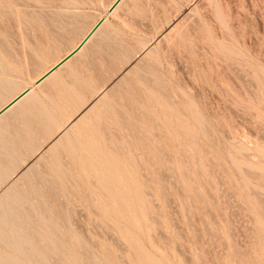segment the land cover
Returning <instances> with one entry per match:
<instances>
[{"label": "rangeland", "instance_id": "obj_1", "mask_svg": "<svg viewBox=\"0 0 264 264\" xmlns=\"http://www.w3.org/2000/svg\"><path fill=\"white\" fill-rule=\"evenodd\" d=\"M125 1L0 0V107L107 32L3 127L0 264H264V0Z\"/></svg>", "mask_w": 264, "mask_h": 264}, {"label": "bare ground", "instance_id": "obj_2", "mask_svg": "<svg viewBox=\"0 0 264 264\" xmlns=\"http://www.w3.org/2000/svg\"><path fill=\"white\" fill-rule=\"evenodd\" d=\"M116 0H113V2L110 4V6L115 2ZM125 0H120L117 4H116V6L112 9V11H109V8H110V6H108V12L109 13H115L116 12V10H117V8L121 5V7H122V2H124ZM128 2H130L129 0H127ZM5 2H7V1H5ZM126 2V1H125ZM3 3V2H2ZM10 4V3H9ZM129 4V6H130V3H128ZM3 5H4V3H3ZM6 5V4H5ZM1 6V5H0ZM7 6V5H6ZM13 6H14V4H13ZM10 7V6H9ZM16 8V7H15ZM10 9H13L12 11H14V8H10ZM2 10V9H1ZM4 10V9H3ZM2 10V11H3ZM5 10H6V8H5ZM9 10V9H8ZM18 10V9H17ZM7 12V11H6ZM120 12V11H119ZM10 13V12H9ZM117 13V12H116ZM2 14V13H1ZM0 14V15H1ZM6 14V13H5ZM4 14V15H5ZM12 14V13H11ZM14 15H16V14H14ZM6 16V15H5ZM100 20L102 21L100 24H99V22H100ZM106 23V16L105 15H101V17L95 22V24L89 29V30H86L87 32H86V34H85V32H84V36H83V38L79 41V43L73 48V49H71V50H68V52H67V54L65 55V56H68L73 50H76L77 48H79L80 47V45L82 44V46L71 56V57H69L67 60H65L60 66H58L56 69H54L51 73H49L46 77H44V79H42L39 83H37L36 84V81L39 79V78H41L46 72H48L54 65H56L59 61H61L63 58H61V59H59L58 61H56L55 62V64L53 65V66H51L48 70H46L42 75H40L38 78H36L33 82H32V84H30V85H28L27 87H25L24 89H21V91L19 90V93L17 94L16 93V95L15 96H13L12 95V98H10V100L9 101H7L5 104H3L1 107H0V109L1 108H3L4 106H6L9 102H11L17 95H19L21 92H23L24 90L26 91V93L23 95V96H21L17 101H15L12 105H10L6 110H4L2 113H0V134L3 132V127H4V125H6V123H7V121L10 119V118H12L14 115H16L17 113H19V111H23L24 110V108H25V106L27 105V104H29V103H31V102H33L34 100H35V98H36V91H34L35 89H34V86H39L40 88H42V86H43V84H45L48 80H53L56 76H57V74H62L63 73V70H66V71H68L67 69H64L63 68V66L64 65H66L67 67L71 64V63H73L75 60H78V59H76L77 57H78V54H80V55H82L80 52H82V50H84V48H86V47H88V45H89V43L90 42H92L91 44H93V42H95V41H97L96 40V36L98 35V36H100V34H102V33H104V32H106V26L104 25ZM98 26V27H97ZM107 27H108V25H107ZM107 33V32H106ZM109 33V32H108ZM97 36V37H98ZM103 36H105V34L103 35ZM101 37V36H100ZM185 37H186V35H185ZM102 39L104 38V37H101ZM100 38V39H101ZM98 40H99V38H98ZM168 40V39H167ZM102 41V40H101ZM177 41V40H176ZM97 44V43H96ZM168 45H170L169 44V42H168ZM177 51V50H176ZM77 56V57H76ZM80 57V56H79ZM82 57H84V56H82ZM1 58V57H0ZM81 60V59H80ZM79 61V60H78ZM1 64V63H0ZM78 64V63H77ZM79 64H80V61H79ZM75 65V64H74ZM69 68V67H68ZM70 71V70H69ZM69 73V72H68ZM63 76H64V74H63ZM126 77V76H125ZM55 79H57V78H55ZM51 82V81H50ZM53 82H55V81H53ZM160 82V81H159ZM52 83V82H51ZM163 83V82H162ZM161 83V84H162ZM28 84V83H27ZM55 84V83H54ZM48 85V84H47ZM50 85V84H49ZM45 86H46V84H45ZM44 87V86H43ZM48 87V86H47ZM39 89V88H38ZM45 89H46V87H45ZM43 91V90H42ZM1 92H2V90H1ZM101 94V93H100ZM108 94V93H107ZM99 95V94H98ZM105 95V94H104ZM145 95V94H144ZM107 96V95H106ZM96 97V96H95ZM100 97V96H99ZM99 97H96V99H95V102L97 103V105H99L100 106V108L102 107V105H101V103H102V101H101V98H99ZM105 97V96H104ZM103 96H102V98L105 100V98H104ZM146 97V96H145ZM39 99V98H38ZM149 100V99H148ZM150 102H151V100H150ZM105 103V102H104ZM153 103H154V101H153ZM41 104V103H40ZM97 105H96V108H98L97 107ZM40 106V105H39ZM95 106V105H94ZM94 106H92V107H94ZM92 107H90V109H92ZM89 109V110H90ZM94 109V108H93ZM104 109V111L106 110L105 108H103ZM103 109H102V111H103ZM162 109V108H161ZM100 110V109H99ZM163 110V109H162ZM98 111V110H97ZM107 111V110H106ZM86 112L87 111H85V114H86ZM90 112V111H89ZM93 112V111H92ZM88 113V112H87ZM90 114V113H89ZM84 115V114H83ZM88 115V114H87ZM87 115L85 116V117H87ZM105 115V114H104ZM16 117H17V115H16ZM104 117L105 116H103V119H104ZM80 118V117H79ZM82 118V117H81ZM88 118V117H87ZM13 119H14V117H13ZM106 119V118H105ZM75 120V119H74ZM10 121V120H9ZM80 121H81V119H80ZM105 122V121H104ZM79 123H81V122H79ZM71 124V123H70ZM103 124V123H102ZM72 127V130L75 132L76 130H78V124L77 123H74L73 125H71ZM102 126H104V125H102ZM83 127V126H82ZM109 127V126H108ZM107 127V128H108ZM180 127V126H179ZM69 129V128H68ZM161 129V128H160ZM178 130H180L179 128H177ZM71 130V131H72ZM68 131H70V130H68ZM70 131V132H71ZM106 131V130H105ZM63 132H65L66 133V130L64 129V131ZM114 132V131H113ZM180 132V131H179ZM64 133V134H65ZM67 133H69V132H67ZM66 133V134H67ZM73 133V132H72ZM71 133V134H72ZM185 133V132H184ZM187 134L189 133V132H186ZM63 134V136H65ZM75 134V133H74ZM115 134V133H114ZM181 134V133H180ZM59 135V134H58ZM77 135V134H76ZM78 135H80V134H78ZM115 135H117V134H115ZM186 135V134H185ZM4 136H5V133H4ZM71 136V135H70ZM1 137H3V135L1 136ZM59 137H60V135H59ZM67 137V136H66ZM116 137V136H115ZM65 138V137H64ZM69 138V137H68ZM67 138V139H68ZM109 138V137H108ZM112 138V137H111ZM191 138H192V136H191ZM59 139V138H58ZM58 139H57V141H58ZM60 139H62V138H60ZM110 139V138H109ZM116 139V138H115ZM69 140V142H70V139H68ZM67 140V141H68ZM195 140V139H194ZM60 141H62V140H60ZM60 141H58V143L60 142ZM116 141V140H115ZM198 141V140H197ZM65 142V141H64ZM72 142V141H71ZM73 142H76V141H73ZM79 142H81V141H79ZM79 142H76V143H73V145L74 144H76V145H78V143ZM84 142V141H83ZM86 142V141H85ZM85 142L84 143H82L84 146L87 144V142H86V144H85ZM183 142V141H182ZM55 143V142H54ZM63 143V142H62ZM52 144V143H51ZM120 144V143H119ZM197 144V143H196ZM198 144H199V142H198ZM54 145H56V147L57 146H59V145H57V142L54 144ZM61 145V144H60ZM63 145V144H62ZM70 145H72V144H70ZM90 145H92V143L90 144ZM149 145V144H148ZM201 145V144H200ZM50 146H52V145H50ZM79 146V145H78ZM107 146H108V144H107ZM122 146V145H121ZM201 146H203V145H201ZM64 147V146H63ZM81 147V146H80ZM87 147V146H86ZM92 147H93V145H92ZM55 148V147H54ZM53 148V149H54ZM59 148V147H58ZM68 148V147H67ZM67 148H65L66 150H67ZM77 148H79V147H77ZM86 151H87V149L85 148V147H83ZM113 148V147H112ZM52 149V148H51ZM69 149H70V146H69ZM83 149V150H84ZM88 149H89V147H88ZM90 149H92V148H90ZM120 149V148H119ZM71 150V149H70ZM74 150V149H73ZM79 150V149H78ZM77 150V151H78ZM84 150V151H85ZM96 150V149H95ZM116 150V149H115ZM121 150V149H120ZM199 150V149H198ZM47 151H49V150H47ZM52 151V150H51ZM56 151V150H55ZM58 151V150H57ZM63 152V151H62ZM61 152V153H62ZM69 152V151H68ZM67 152V153H68ZM71 152V151H70ZM79 152V151H78ZM90 152V151H89ZM93 152H95V151H93ZM98 152V151H97ZM116 152H117V150H116ZM45 153H50V151L49 152H46L45 151ZM44 153V154H45ZM53 153H56V152H54V151H52V154ZM72 154H73V152H71ZM75 154H76V152H74ZM118 153V152H117ZM31 154V153H30ZM33 154V153H32ZM64 154V153H63ZM96 155H98L97 153H95ZM54 155V154H53ZM74 155V154H73ZM89 155V154H88ZM91 156H92V154H90ZM119 155V154H118ZM51 156V153L49 154V157ZM37 157V156H36ZM47 157V156H46ZM102 158L104 157V156H101ZM37 158H39V157H37ZM36 158V159H37ZM43 158H44V156H43ZM79 158V157H78ZM83 158V157H82ZM92 158H93V156H92ZM35 159V160H36ZM49 159V158H48ZM52 159H54L53 158V156H52ZM65 159H67V158H65ZM103 159H105V157L103 158ZM84 161L85 160V158L84 159H81V161ZM93 160H96V159H93ZM197 160V159H196ZM40 162V159H38L37 160V162ZM80 161V162H81ZM91 161V160H90ZM89 161V162H90ZM98 161H100L99 159H98ZM101 161H103L102 159H101ZM106 160H104L103 162H105ZM79 162V163H80ZM88 162V163H89ZM36 163V162H35ZM100 163V162H99ZM32 164H34V163H32ZM81 164V163H80ZM82 164H83V162H82ZM108 164V163H107ZM103 165V164H102ZM106 165V164H105ZM125 165V164H124ZM109 166V165H108ZM93 167H95V166H93ZM105 167V169H106V166H104ZM112 167V166H111ZM31 168H32V166H30L29 165V167L27 168V171L25 170V172H23V173H21L22 175H24V176H26V174L27 173H29V171L31 170ZM97 167H95V169H96ZM99 168V167H98ZM109 168H110V166H109ZM100 169V168H99ZM111 169V168H110ZM110 169H108L109 170V172L110 173H112V171H110ZM32 170H33V168H32ZM112 170V169H111ZM34 171H35V169H34ZM100 171H102L101 169H100ZM106 171V170H105ZM47 172V171H46ZM80 172H81V170H80ZM104 172V171H103ZM102 172V173H103ZM9 172H8V170H7V174H8ZM88 173V172H87ZM115 173H116V170H115ZM115 173L113 172L112 173V175L114 174L115 175ZM12 174V173H11ZM105 174V173H104ZM108 174V173H107ZM118 174V173H117ZM117 174L115 175V176H117ZM8 175H10V173L8 174ZM29 175L31 176V175H33V173L31 174V173H29ZM84 175V174H83ZM110 175V174H109ZM108 175V176H109ZM11 176V175H10ZM21 176V175H20ZM23 176V177H24ZM18 177H19V175H18ZM29 177V176H28ZM27 177V178H28ZM85 177V176H84ZM99 177H100V174H99ZM104 178L103 179H105V177L107 178V176L105 175V176H103ZM114 177V176H113ZM21 178V177H20ZM27 178H26V180H27ZM33 178H35V177H33ZM115 178V177H114ZM118 178V177H117ZM133 178V177H132ZM28 179H30V178H28ZM45 179V178H44ZM108 179V178H107ZM111 179V178H110ZM16 180H18V179H16ZM20 180H22V179H20ZM19 180V181H20ZM106 180V179H105ZM134 180V179H133ZM14 181L15 180H13V183H14ZM23 181V180H22ZM21 181V182H22ZM29 181V180H28ZM107 181V180H106ZM106 181H104L103 183L105 184L106 183ZM118 181H119V179H118ZM117 181V182H118ZM17 182V181H16ZM24 182V181H23ZM30 182H32L31 180H30ZM108 183H109V180L107 181ZM36 183V182H35ZM39 183V182H38ZM48 183V182H47ZM16 185H20V184H18V182L17 183H15ZM24 184H26V182L24 183ZM23 184V185H24ZM32 184V183H31ZM49 184V183H48ZM98 184V183H97ZM27 185V184H26ZM34 185V184H33ZM103 185V184H102ZM106 185H107V183H106ZM105 185V186H106ZM110 185V184H109ZM111 185H112V183H111ZM110 185V186H111ZM121 185V184H120ZM104 185H103V187H105ZM34 187H35V185H34ZM33 187V188H34ZM113 186H111V188H112ZM55 188V187H54ZM102 188V187H101ZM108 188H109V190H111L110 189V187L108 186ZM10 189V188H9ZM38 190V188H37V185H36V188H35V190ZM52 189V188H51ZM14 190H16L15 188H14ZM31 190H32V187H31ZM53 190V189H52ZM57 190V189H56ZM107 190V189H106ZM114 190V189H113ZM16 191H18V190H16ZM41 191H44V190H40L39 192H40V195L42 196V194H43V192H42V194H41ZM105 191V190H104ZM106 192V191H105ZM111 192V191H110ZM109 192V193H110ZM115 192V191H114ZM36 193V192H35ZM107 193V192H106ZM111 193H113V191L111 192ZM5 194V193H4ZM7 194V193H6ZM5 194V195H6ZM32 194H34V192L33 191H31V196H32ZM37 194V193H36ZM115 194V193H114ZM122 194V193H121ZM149 194V193H148ZM16 195H17V193H16ZM108 195V194H107ZM106 195V196H107ZM111 195H113V194H111ZM117 196H118V194H116ZM33 196H36L37 197V195H33ZM39 196V195H38ZM123 196V195H122ZM1 198H2V196H0ZM5 197V196H4ZM15 197V196H14ZM40 197V196H39ZM39 197H37V198H39ZM44 197V196H43ZM116 197V196H115ZM125 197V196H124ZM124 197H123V199H124ZM0 198V199H1ZM7 198V197H6ZM37 198H36V200H37ZM119 198V197H118ZM3 199V198H2ZM34 199V198H33ZM40 199V198H39ZM44 199H45V197H44ZM47 199V198H46ZM120 199V198H119ZM7 200H8V198H7ZM17 200V199H16ZM35 200V199H34ZM35 200V201H36ZM48 200V199H47ZM47 200H45V201H47ZM2 201V200H1ZM4 201V200H3ZM27 202H28V200H26ZM45 201H44V203H45ZM120 202H121V200H119ZM149 201H150V199H149ZM37 202H40L41 203V201L39 200H37L36 201V203ZM2 203H4V202H2ZM2 203H0V206H1V204ZM5 203H7V202H5ZM21 203V202H20ZM24 203V202H23ZM34 203V202H33ZM36 203H35V206H36ZM48 203V202H47ZM150 203V202H149ZM42 204H43V202H42ZM42 204H41V206H42ZM46 204V203H45ZM4 205V204H3ZM8 206H7V210H8V212H10V213H8L9 215H11L12 217H13V219H15L16 218V220H14V222H16V223H19V225L18 226H16V227H13L11 230L10 229H8V228H6V222L4 221V219L2 218V217H0V239H2L4 242H7L8 243V241H10V243H9V245H10V247H12V248H14L16 251H18V250H26L27 249V246H26V244H25V242H23L22 241V237H18V235L20 234L19 232L20 231H22V230H24L23 228L25 227L26 228V226H24L23 228H22V225H24L25 223H23L24 222V220H23V224L22 223H20V221H18V218H17V215H16V217H15V211H14V209H13V207L14 208H17V206L15 207L14 206V204H10V202L7 204ZM10 205H13V207L12 206H10ZM23 205H25V204H23ZM39 204H37V206H38ZM144 205V204H143ZM44 206V205H43ZM42 206V207H43ZM46 206H48V205H46ZM45 206V207H46ZM51 206V205H50ZM145 206V205H144ZM4 207H6V206H4ZM25 207V206H24ZM31 207V206H30ZM45 207H44V209H45ZM137 207V206H136ZM26 208V207H25ZM27 208H28V206H27ZM39 208H41L40 207V205H39ZM49 207H47V209L46 210H49L48 209ZM29 209V208H28ZM24 210H27V209H24ZM23 210V211H24ZM22 211V210H21ZM28 211V210H27ZM27 211H25L26 213H27ZM44 211V210H43ZM42 212V211H41ZM46 213L48 212V211H45ZM49 212H51V211H49ZM56 212V211H55ZM30 213H33L32 211H30L29 210V214ZM2 214V213H1ZM19 214V213H18ZM45 214V213H44ZM148 214H149V212H148ZM35 214L33 213V215H32V217H33V219L35 220V216H34ZM47 215V214H46ZM149 215H151V214H149ZM25 216V215H24ZM29 216V215H28ZM29 217H31V216H29ZM32 217H31V219H32ZM45 217V216H44ZM154 217V216H153ZM48 218V217H47ZM156 220H157V223H158V219L156 218V217H154ZM31 220L32 222L34 221V220ZM55 219V218H54ZM37 220H38V218H37ZM22 221V220H21ZM36 223V222H35ZM34 223V224H35ZM37 224V223H36ZM35 224V225H36ZM40 224V223H39ZM38 225V224H37ZM41 225V224H40ZM44 225H46V224H44ZM32 226V225H31ZM28 227V226H27ZM33 227H34V225H33ZM37 227H39V226H37ZM47 227V226H46ZM46 227H43V228H45L46 229ZM49 227H51V226H49ZM48 227V228H49ZM156 228V227H155ZM34 229H36V228H34ZM38 229L39 228H37V231H38ZM27 230V229H26ZM40 230V229H39ZM30 231H31V229H30ZM41 231V230H40ZM40 231H39V233H40ZM51 231H52V228H51ZM50 231V232H51ZM150 231V230H149ZM26 232V231H25ZM34 232H35V230H34ZM42 232V231H41ZM48 232V231H47ZM53 232H54V229H53ZM23 233H24V231H23ZM36 233H33V235H35ZM50 234V233H49ZM53 234H55V232L53 233ZM9 235V236H8ZM26 235V234H25ZM24 235V236H25ZM58 235V234H57ZM36 236V235H35ZM42 236V235H41ZM43 236H44V234H43ZM42 236V237H43ZM152 236V235H151ZM8 237H11V239L10 240H8ZM39 237V236H38ZM37 237V239H39ZM58 237H60V236H58ZM34 238V237H33ZM263 239V238H262ZM40 240V239H39ZM36 241H38V240H36ZM41 241H43V239H41ZM45 241V240H44ZM44 241H43V243H44ZM264 241V240H263ZM40 243V242H39ZM47 243V242H46ZM263 243V242H262ZM5 244V243H4ZM49 244H51V243H49ZM157 244V243H156ZM3 245V244H2ZM41 246H42V244H40ZM1 246V245H0ZM44 246V245H43ZM42 246V247H43ZM47 247L48 246H46V250H47ZM3 248H4V245H3ZM11 248V249H12ZM45 248V247H44ZM134 248V247H133ZM5 251H6V246H5ZM8 249H10V248H8ZM1 250V249H0ZM13 250V249H12ZM11 250V251H12ZM3 251V250H2ZM2 251H0V253L2 252ZM10 251V250H9ZM8 251V252H9ZM133 251V250H132ZM139 251V250H138ZM4 252V251H3ZM2 252V253H3ZM26 252V251H25ZM136 252V251H135ZM134 252V253H135ZM7 253V252H6ZM133 252H132V254H134ZM138 253V252H137ZM142 253V252H141ZM9 254V253H8ZM49 254V253H48ZM4 255H5V253H4ZM4 255H3V259H4ZM12 255H14V253H12ZM18 255H20V254H18ZM140 255V254H139ZM143 255V254H142ZM2 256V255H1ZM6 256V255H5ZM9 256V255H8ZM7 256V257H8ZM15 256L17 257V254L15 253ZM14 256V257H15ZM21 256V255H20ZM50 256V255H49ZM15 257V259H17ZM29 257V256H28ZM52 257H53V255H52ZM1 258V259H2ZM24 258V257H23ZM30 258V257H29ZM34 258V257H33ZM135 258V257H134ZM11 259V258H10ZM8 259L9 261H16V260H13V259ZM21 259V258H20ZM35 259H36V257H35ZM38 259V258H37ZM36 259V260H37ZM40 259V261H42L41 260V258H39ZM24 260V259H23ZM27 260V259H26ZM31 260V259H30ZM136 260V259H135ZM9 261H7V263L9 264ZM34 261V260H33ZM32 261V262H33ZM38 261V260H37ZM39 261V262H40ZM22 262V261H21ZM24 262H25V260H24ZM24 262H22V263H20V262H18L19 264H23ZM36 262V261H35ZM13 263V262H12ZM28 263V262H27ZM26 263V264H27ZM34 263V262H33ZM11 264V263H10ZM13 264H15V262L13 263ZM16 264H17V262H16ZM30 264V263H29ZM38 264V263H37ZM42 264V263H41ZM87 264V263H86Z\"/></svg>", "mask_w": 264, "mask_h": 264}, {"label": "water", "instance_id": "obj_3", "mask_svg": "<svg viewBox=\"0 0 264 264\" xmlns=\"http://www.w3.org/2000/svg\"><path fill=\"white\" fill-rule=\"evenodd\" d=\"M120 0H116L109 8V11H112V9L116 6V4L119 2ZM102 21L100 20L99 24ZM98 27V26H97ZM83 44V43H82ZM82 44L80 45V47L82 46ZM79 47V48H80ZM79 48H77L76 50H73L68 56H65L61 61H59L56 65H54L48 72H46L41 78H39L36 81V84L39 83L42 79H44V77H46L49 73H51L54 69H56L58 66H60L65 60H67L69 57H71ZM26 93V91L24 90L23 92H21L19 95H17L11 102H9L6 106H4L3 108L0 109V113H2L4 110H6L10 105H12L15 101H17L21 96H23Z\"/></svg>", "mask_w": 264, "mask_h": 264}]
</instances>
